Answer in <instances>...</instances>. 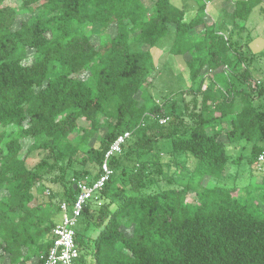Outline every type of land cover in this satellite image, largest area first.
Listing matches in <instances>:
<instances>
[{
    "label": "trees",
    "instance_id": "obj_1",
    "mask_svg": "<svg viewBox=\"0 0 264 264\" xmlns=\"http://www.w3.org/2000/svg\"><path fill=\"white\" fill-rule=\"evenodd\" d=\"M13 1L18 8L0 0V264H44L59 205L74 202L77 182L100 177L106 152L124 132L130 138L110 161L114 176L101 204L85 208L77 229L78 264H264V192L251 208L237 186L200 189L226 176V145L251 143L254 166L264 149L257 106L264 84L246 67L242 46L231 43L257 7L264 11V0H223L233 18L228 37L206 21L202 0L190 20L172 0H152V7L145 0ZM87 25L105 34L96 42ZM170 32L171 54L192 72L190 86L171 96H193L187 136L167 114L169 99L160 104L147 91L151 50ZM131 39L146 49L133 51ZM226 70L221 85L214 75ZM82 118L89 128L80 127ZM163 144L198 162L199 187L190 179L180 189L151 190L150 176L169 177L177 161L163 162ZM35 152L44 157L29 167ZM57 169L64 174L60 200L34 204L33 190ZM192 193L196 204L188 202Z\"/></svg>",
    "mask_w": 264,
    "mask_h": 264
},
{
    "label": "rangeland",
    "instance_id": "obj_2",
    "mask_svg": "<svg viewBox=\"0 0 264 264\" xmlns=\"http://www.w3.org/2000/svg\"><path fill=\"white\" fill-rule=\"evenodd\" d=\"M202 1L207 3L206 21L209 24L214 23L215 27L223 30V34L228 37L233 27L232 15L228 13L230 7H228L227 3L223 0ZM9 2H11L10 5L15 8H18L20 5L18 1L9 0ZM172 2L178 7L184 8L186 11L185 19L190 20L195 16L201 0H172ZM145 3L149 7H152V0H145ZM223 8L226 11H224ZM85 30L95 36L93 40L96 42L98 40V35L103 33L100 26L87 25ZM198 30L199 29L195 30L194 33L196 34ZM103 34H105V32ZM174 43L175 34L170 32L154 49L151 50L153 67L149 74V87L147 88V91L153 96V100L155 102H160V104H163L169 99L165 105L167 114L172 117L171 119H176L178 121L179 127L181 128L179 134L187 136L195 121L192 116V112L195 110L193 96H184V94L180 93L173 98L171 96L172 93L178 89L190 86L192 72L191 69L187 67L183 56L171 54ZM231 43L235 46H242L239 50L249 58V64H247L246 67L251 71L254 80L264 84V11L261 6L257 7L250 15L245 23L244 31H240L239 29L235 30ZM131 49L133 51H138L139 49L145 50L146 46H142L131 39ZM33 61L34 57L31 55L24 64L32 65ZM227 73H230V70L215 73L217 75H211H214V79L221 85H225L228 80L226 77ZM208 74L207 68H205L202 76ZM202 76L199 78L198 83ZM208 78L209 77H207V79ZM207 84L208 80L203 89L206 88ZM200 100L201 97L199 98V101ZM257 106L264 109V97L257 101ZM197 112H199V108L197 109ZM78 122L82 129L90 127V124L83 118ZM100 136L101 135L99 134V139L101 138ZM251 147L252 144L246 141L226 145V151L230 158L226 176L219 180L207 179L201 184L200 189H203V187L215 186L216 184L227 187L237 186L240 188L241 198L247 199L251 208L259 204L260 197L264 192V174L259 172L256 167L249 162L251 157ZM161 152L164 154L162 157L164 163L171 160L174 161L175 159L177 161L170 163V169H166L169 177H166L165 179H153L156 175L150 176V183L152 184L154 181L150 187L152 188L151 190L162 191L165 189H180L183 184L187 183L190 179L194 181L196 187H199L200 184L198 181L201 171L196 170L198 162L194 158L189 159L188 161L184 154L171 153L167 144L162 145ZM43 157L44 153H33L28 160V166H35ZM74 166L75 169H79V166ZM164 166L166 168L167 165L164 164ZM72 168L74 167H71V169ZM71 169L70 172L67 173L66 180L72 175ZM88 170L93 175L98 172V168L95 166H88ZM63 175L61 169L55 170L52 174H47L43 178L42 184L33 190L37 195V202H34V204L47 202L49 197L58 198V200H56V202H58L63 193ZM47 192L50 193L48 194ZM188 202L196 204V194H190ZM52 211L53 209L50 207L47 209V213H52ZM128 234H130V232ZM2 259L3 258L1 257V260ZM36 260L37 259L33 261L35 262Z\"/></svg>",
    "mask_w": 264,
    "mask_h": 264
},
{
    "label": "built area",
    "instance_id": "obj_3",
    "mask_svg": "<svg viewBox=\"0 0 264 264\" xmlns=\"http://www.w3.org/2000/svg\"><path fill=\"white\" fill-rule=\"evenodd\" d=\"M169 117L160 119L164 125ZM130 138V132L120 134L105 154L101 166V175L96 180H82L76 183V197L72 204L62 202L59 205L60 220L52 230V243L44 264H78L80 250L77 243V229L85 208L91 204H101V194L109 180L114 176L110 166L111 159L123 152V146ZM256 168L264 173V149L258 156ZM48 194L50 192H47Z\"/></svg>",
    "mask_w": 264,
    "mask_h": 264
},
{
    "label": "crops",
    "instance_id": "obj_4",
    "mask_svg": "<svg viewBox=\"0 0 264 264\" xmlns=\"http://www.w3.org/2000/svg\"><path fill=\"white\" fill-rule=\"evenodd\" d=\"M37 196V195H36ZM55 220L56 221H59L60 220V213H57L56 217H55Z\"/></svg>",
    "mask_w": 264,
    "mask_h": 264
},
{
    "label": "water",
    "instance_id": "obj_5",
    "mask_svg": "<svg viewBox=\"0 0 264 264\" xmlns=\"http://www.w3.org/2000/svg\"><path fill=\"white\" fill-rule=\"evenodd\" d=\"M74 187H75V190H76V185Z\"/></svg>",
    "mask_w": 264,
    "mask_h": 264
}]
</instances>
